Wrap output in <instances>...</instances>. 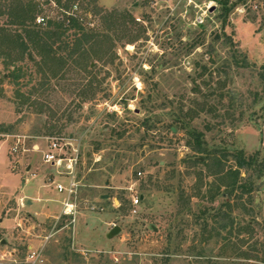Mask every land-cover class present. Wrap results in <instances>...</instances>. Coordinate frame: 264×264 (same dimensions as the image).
Instances as JSON below:
<instances>
[{
  "label": "rangeland",
  "instance_id": "obj_1",
  "mask_svg": "<svg viewBox=\"0 0 264 264\" xmlns=\"http://www.w3.org/2000/svg\"><path fill=\"white\" fill-rule=\"evenodd\" d=\"M37 1L42 2L40 16H62L56 3ZM78 4L77 13L103 31L110 22L107 13L120 12L110 31L114 61L92 63L101 81L95 96L83 100L80 92L89 78L72 71L64 78L53 77L49 90L35 92L23 104L18 89L29 95L43 77L29 71L16 84L9 76L13 66L0 58V78L5 77L0 84V127L10 131L0 132V264H262L238 257L230 247L222 256L223 243H216V234L203 244L207 257L195 254L194 247L202 246L200 223L193 214H179V192L183 188L194 195L195 171L205 167L186 166L183 159L194 153L187 134L184 129L173 133L169 125L176 107L183 104L187 109L195 105L193 98L202 101V92L226 83L236 97L231 114L230 98L219 101L214 96L211 104L217 106V115L201 112L191 124L205 131L212 145L264 154V111L254 100L262 90L264 0H229L234 7L226 17L219 0H78ZM6 19L0 15L1 24ZM224 33L233 34L247 66H225L230 49ZM217 34L222 36L216 39ZM198 41L203 43L195 44ZM197 85L202 92L194 91ZM40 103L49 108L41 112ZM147 116L152 117L151 130L142 125ZM50 133L68 137L79 148L73 177L45 162L34 148L35 143L45 148ZM120 134L124 136L119 138ZM16 143L22 148L17 153L12 152ZM116 153L121 154L119 162L104 164ZM228 164L235 163L230 159ZM108 165H115V170L108 173ZM203 175L206 182L214 178L206 170ZM72 179L79 185L69 197L58 190L56 181L69 185ZM256 183L248 205L253 214L241 208L233 213L242 223L255 219L256 232L234 233L231 244L260 255L264 178ZM133 195L139 196L138 203ZM69 198L75 202V215L63 217V201ZM222 200L220 196L207 205L219 206ZM198 203H203L200 196H193V211L199 210ZM116 225L120 231L109 237ZM255 245L258 251L252 250Z\"/></svg>",
  "mask_w": 264,
  "mask_h": 264
},
{
  "label": "trees",
  "instance_id": "obj_2",
  "mask_svg": "<svg viewBox=\"0 0 264 264\" xmlns=\"http://www.w3.org/2000/svg\"><path fill=\"white\" fill-rule=\"evenodd\" d=\"M51 2L56 3L61 8L62 16L58 19L50 17L44 23H38L37 19L43 10L40 6L42 2L37 0H0V15L7 16L4 24L0 23V58H4L7 66H13L9 75L11 80L19 84V80L29 71L31 76L37 72L43 77L40 81V87H34L35 90L30 91L29 95L20 93V89H18V95L21 96L23 104L29 101L35 92L41 89L49 90L50 87L48 86H50L53 77L61 76L64 78L72 71L84 72L89 78L80 92L83 100L86 101L91 97L89 94L95 96L97 87L101 85L98 75L93 73L96 66H93L92 63L95 60L106 63L113 62L116 56L115 41L110 31L115 29L120 14L118 10L107 13V19L110 22L106 31H103L89 26L86 23L87 20L79 13L77 15L71 14L74 6L79 5L78 0L44 1V3ZM219 2L222 4L223 14L226 17L232 11L234 4L229 5V0H219ZM128 22H130V18H127L123 23L125 31L128 30L126 25ZM223 35L225 36L224 43L230 49V56L224 61L225 66L228 68L233 65L247 66L249 64L247 57L240 49L233 34L224 33ZM221 36L217 34L216 39ZM201 43L203 41H198L195 44ZM203 68L207 69L206 65ZM4 78H0V84ZM259 79L262 90L256 92L254 100L256 103H262L263 112L264 64L260 67ZM194 91L202 92L201 86L197 85ZM202 93V101L197 98L192 99L195 105L192 104L187 109L183 104L176 107L175 112L177 114H173L174 121L169 125V129L173 133V127H176L177 131L184 129L187 134V145L194 153L183 159L186 166L198 167L202 165L205 167V169L200 168L195 171L198 182L194 195L187 194L183 188L180 189L179 202L181 206L179 214H193L196 222L200 223V244L202 246L194 247L197 256L207 257L209 255L208 249L204 245L209 243L213 234H216V243H223L220 252L222 256L227 253V249L230 247L238 257L255 258L264 264V244L260 250V255H253L250 250H242L241 246L232 245L234 244L232 241L234 233L236 235L246 233L254 236L256 232L255 219L242 223L233 213L235 208H241L245 214H253V208L248 205L252 203V194L256 189L257 179L264 178V154L262 155L260 150L248 153L244 148L230 149L229 146L212 145L208 141L205 131L193 126L191 120L199 116L201 112L217 115V106L211 104V98L214 96L219 101L224 100L227 96L230 98V109L227 110V113L231 114V110L236 108V97L232 90L226 89V83H221L219 86L211 88L210 91ZM44 107H47L46 104L40 103L39 110L43 112ZM142 125L146 127V130H151L153 128L152 117L144 118ZM0 132L10 131L1 126ZM123 136L120 134L119 138ZM120 157V153H116L115 156L110 155L109 161L107 160L104 164H109L113 160L119 162ZM230 159L234 161V165L228 164ZM107 170L108 173H111L115 170V165H108ZM204 170H206L207 175L214 177L212 181H205ZM204 185L206 186L205 190L202 189ZM193 196H200L202 199L203 203H198V211L192 209L191 199ZM220 196L223 200L219 206L207 205V202L215 203ZM65 216L67 215H63V217ZM211 220L216 225H211ZM224 232L226 234H223ZM252 250L258 251L259 248L255 245ZM213 264L223 263L213 261ZM228 264L245 263L231 261Z\"/></svg>",
  "mask_w": 264,
  "mask_h": 264
},
{
  "label": "built area",
  "instance_id": "obj_3",
  "mask_svg": "<svg viewBox=\"0 0 264 264\" xmlns=\"http://www.w3.org/2000/svg\"><path fill=\"white\" fill-rule=\"evenodd\" d=\"M78 7L79 5H75L71 14L77 15ZM46 20L47 19L45 16H39L37 19L38 23H44ZM86 23L91 27L94 26V23L92 21H87ZM45 138L47 141L45 148L40 147V145L37 143H35L34 148L41 152L42 158L45 162L51 163L54 167H57L59 172L62 171L60 169V167H62V169H64V172H67L73 177L79 165V148L74 146L73 143L69 140V138L65 137L64 135H47ZM21 150L22 148L18 143L12 146V152L17 153ZM56 184L58 190L68 192L69 197L77 191L79 185L75 179H72L69 185L57 181ZM133 199L135 203L139 202L138 195H133ZM63 203V213L67 216H74L76 211L75 202L71 201V199L69 198L63 201ZM31 257L34 258L31 259V261H35L34 253L31 255Z\"/></svg>",
  "mask_w": 264,
  "mask_h": 264
},
{
  "label": "water",
  "instance_id": "obj_4",
  "mask_svg": "<svg viewBox=\"0 0 264 264\" xmlns=\"http://www.w3.org/2000/svg\"><path fill=\"white\" fill-rule=\"evenodd\" d=\"M173 131H176V127H173ZM120 227L119 226H115L109 233V237H112L113 235L117 234L120 231Z\"/></svg>",
  "mask_w": 264,
  "mask_h": 264
},
{
  "label": "crops",
  "instance_id": "obj_5",
  "mask_svg": "<svg viewBox=\"0 0 264 264\" xmlns=\"http://www.w3.org/2000/svg\"><path fill=\"white\" fill-rule=\"evenodd\" d=\"M28 168H30V165L28 166ZM31 202V201H30Z\"/></svg>",
  "mask_w": 264,
  "mask_h": 264
}]
</instances>
